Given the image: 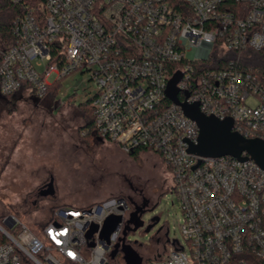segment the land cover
Segmentation results:
<instances>
[{"label": "built area", "instance_id": "obj_1", "mask_svg": "<svg viewBox=\"0 0 264 264\" xmlns=\"http://www.w3.org/2000/svg\"><path fill=\"white\" fill-rule=\"evenodd\" d=\"M9 1L19 11L12 43L0 41V97L44 99L84 69L99 87L95 132L126 154H157L170 172L184 243L168 239L165 255L151 264H263L264 170L252 159L191 154L199 128L166 90L181 73L182 102L264 140V73L251 64L264 54V0H46L42 8ZM248 52L255 55L244 58ZM135 208L127 196L62 205L41 236L6 216L0 264H118V247L123 258L124 246L134 249L124 233ZM113 215L123 222L108 244L101 230ZM93 225L99 230L88 239Z\"/></svg>", "mask_w": 264, "mask_h": 264}, {"label": "rangeland", "instance_id": "obj_2", "mask_svg": "<svg viewBox=\"0 0 264 264\" xmlns=\"http://www.w3.org/2000/svg\"><path fill=\"white\" fill-rule=\"evenodd\" d=\"M249 55L255 54L248 52L244 58ZM54 80L55 75L49 79ZM58 84V94L51 88L44 99L22 92L8 100L0 97V225L6 227L5 217L14 215L41 236L53 208L63 204L82 206L127 196L139 205L143 198H160L155 211L143 217L144 226L130 232L127 242L142 256L152 254L162 242L158 230L166 225L169 239L184 243L183 215L161 158L144 152L137 161L116 143L85 141L80 133L85 120L79 107L95 97L99 87L84 69ZM249 103L255 105L256 101ZM51 178L55 196L39 198L33 209L31 202ZM154 216L160 218V224L147 232Z\"/></svg>", "mask_w": 264, "mask_h": 264}, {"label": "water", "instance_id": "obj_3", "mask_svg": "<svg viewBox=\"0 0 264 264\" xmlns=\"http://www.w3.org/2000/svg\"><path fill=\"white\" fill-rule=\"evenodd\" d=\"M182 74L177 73L169 81L166 90L168 99L175 105L179 106L184 112L185 116L194 121L199 128L198 143H189V152L196 156L201 157H225L230 156L238 160L244 161L252 159L264 170V140L261 139H247L241 134L233 130V120H219L213 116H206L200 110L198 104H189L182 102L180 99V90L178 84L181 81ZM186 98L189 93H185ZM246 153L248 156H243ZM54 179L51 178L40 190V195L44 198L55 196ZM135 211L132 213L131 220L128 221V226L125 235L127 236L130 231H137L140 227L144 226L143 216L146 213H151L155 208L150 211L143 210L138 205L135 206ZM153 222L158 218L151 219ZM122 216H109L101 230V239L110 243V237L113 232L122 224ZM153 226H148L147 232L151 231ZM99 227L93 225L87 234V238L91 239L97 233ZM90 246H94L93 243ZM120 252L119 247L112 253V259H116L117 254ZM124 253L125 264H142L140 254L131 246H124L122 249Z\"/></svg>", "mask_w": 264, "mask_h": 264}, {"label": "trees", "instance_id": "obj_4", "mask_svg": "<svg viewBox=\"0 0 264 264\" xmlns=\"http://www.w3.org/2000/svg\"><path fill=\"white\" fill-rule=\"evenodd\" d=\"M46 0H32V3L36 5L37 7L42 8V6L45 4ZM19 11V7L17 5L12 4L9 0H0V41L4 42L5 48L12 43V35H11V28H12V22L14 18L16 17L17 13ZM251 64L254 68H259L264 73V54H257L253 59L251 60ZM52 88H56V93L58 94L59 84L56 82ZM51 91V89H50ZM49 91V92H50ZM56 94V96H57ZM4 99L8 100L9 97H5ZM93 98L86 103L82 104L79 107L80 112H82V117L85 120L83 124L80 126V133L82 135V138L85 141H90L92 143L96 142H107V139H102L96 132L94 128V110L92 106ZM148 151L144 150H136L134 152L129 153V156H133L136 158L137 161L140 160V156ZM160 157V156H159ZM162 160V158H161ZM163 162V161H162ZM44 187V186H43ZM120 197H126V196H120ZM39 198H44L40 195V191L38 192L37 200H34L31 202V206L33 209L37 208L39 205ZM132 201L133 199L129 197ZM103 202V201H101ZM99 202V203H101ZM97 204V203H95ZM67 205V204H65ZM94 204H91L89 206H92ZM67 206H73V205H67ZM80 208H83L81 206H77ZM88 207V206H87ZM56 209V207L53 208V210ZM51 220V219H50ZM50 220L48 222H50ZM128 224L126 226L125 232L127 231ZM134 226H130L129 228H133ZM132 232V231H130ZM128 232V234L130 233ZM124 233V239L127 240V237ZM116 261L119 264V262H125L124 258L118 253L116 256ZM264 264V263H263Z\"/></svg>", "mask_w": 264, "mask_h": 264}, {"label": "flooded vegetation", "instance_id": "obj_5", "mask_svg": "<svg viewBox=\"0 0 264 264\" xmlns=\"http://www.w3.org/2000/svg\"><path fill=\"white\" fill-rule=\"evenodd\" d=\"M47 183H49V182H47ZM159 201H160V198H156L154 201H151L149 199L147 200V199L143 198L142 201H141L142 203L139 204L138 206L141 207L143 210L150 211L151 209H153L156 206H158ZM132 203H133L134 206H136V203L134 201H132ZM153 212H151V213H153ZM132 213H131V216H132ZM153 218H156V219L158 218V220H156L154 222L151 220L149 222V225L148 226H153V228H154L155 226H157V225L160 224V218L157 217V216L152 217V219ZM130 220H131V217H130ZM158 235L160 236L162 242L159 243V246H158V248L156 249V251L154 253L149 254L147 256L140 255L141 258H142V264H149V262H151L152 260L160 259V258H162L165 255V252H166V243H167V241L169 239V228H168V226H166V225L160 226V228L158 230Z\"/></svg>", "mask_w": 264, "mask_h": 264}, {"label": "crops", "instance_id": "obj_6", "mask_svg": "<svg viewBox=\"0 0 264 264\" xmlns=\"http://www.w3.org/2000/svg\"><path fill=\"white\" fill-rule=\"evenodd\" d=\"M101 201H104V200H95V201H91L89 203H84L81 207H87V206H89L91 204L99 203ZM63 205H65V204H63ZM67 205H70V204H67Z\"/></svg>", "mask_w": 264, "mask_h": 264}]
</instances>
